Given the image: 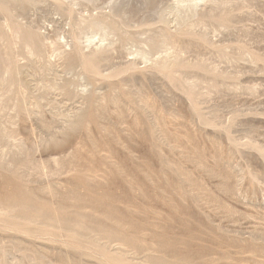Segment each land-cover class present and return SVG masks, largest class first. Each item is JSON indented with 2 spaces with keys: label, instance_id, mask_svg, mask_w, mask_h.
Segmentation results:
<instances>
[{
  "label": "rangeland",
  "instance_id": "obj_1",
  "mask_svg": "<svg viewBox=\"0 0 264 264\" xmlns=\"http://www.w3.org/2000/svg\"><path fill=\"white\" fill-rule=\"evenodd\" d=\"M0 264H264V0H0Z\"/></svg>",
  "mask_w": 264,
  "mask_h": 264
},
{
  "label": "bare ground",
  "instance_id": "obj_2",
  "mask_svg": "<svg viewBox=\"0 0 264 264\" xmlns=\"http://www.w3.org/2000/svg\"><path fill=\"white\" fill-rule=\"evenodd\" d=\"M6 181V180H5ZM23 190V189H22ZM15 191V190H14ZM20 191V190H19ZM18 191V192H19ZM24 191V190H23ZM26 191V190H25ZM9 192V191H8ZM10 195V194H9ZM11 198V197H10ZM98 199V198H97ZM3 201V200H2ZM11 203V202H10ZM4 205V204H3ZM23 206V205H22ZM24 209V208H23ZM22 210V209H21ZM21 214V213H20ZM23 214V213H22ZM107 216V215H106ZM114 216V215H113ZM91 231V230H90ZM109 235V234H108ZM104 239V238H103ZM105 246V245H104ZM171 257V256H170ZM190 261V260H189Z\"/></svg>",
  "mask_w": 264,
  "mask_h": 264
}]
</instances>
